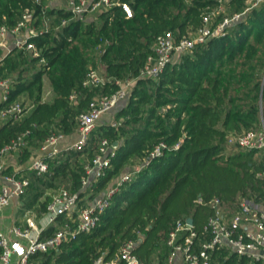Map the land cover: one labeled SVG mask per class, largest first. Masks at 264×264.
<instances>
[{"label":"trees","instance_id":"16d2710c","mask_svg":"<svg viewBox=\"0 0 264 264\" xmlns=\"http://www.w3.org/2000/svg\"><path fill=\"white\" fill-rule=\"evenodd\" d=\"M118 1L130 5V17L119 3L94 17L80 18L64 6L42 10L33 0H0V23L14 26L28 7L34 10L35 25L42 28L28 38L38 55L14 45L0 58V74L17 71L0 107L22 94L31 101L19 118L0 123V147L25 130L30 131L27 140L37 139V146L51 132V125L52 131L71 133L78 126L79 112L97 91H114L116 79H136L127 104L116 110V116L122 117L119 124L99 125L85 146L61 150L47 158L45 172L28 174L20 205L26 211L37 203L40 214L52 196L40 201L44 190L60 180L71 192H78L79 204L85 205L103 193L132 158L140 160L131 177L110 195L92 230L78 231L56 248L34 253L33 264H91L98 255L124 264L116 256L126 240L134 242L132 251L144 264H163L165 238L178 219L191 218L193 227L200 229L213 212L214 197L226 205L241 196L264 201V176L259 175L264 171V152L226 144L229 133L257 127L261 113L264 116V0L220 35L195 42L154 77L138 74L160 33L171 30L177 38L190 36L204 26L206 14H216L210 19L213 26L224 11H216L218 0ZM227 5L231 13L246 7L245 0H228ZM100 45L108 79L100 86H83ZM44 75L54 91L50 101L42 99ZM74 90L78 98L71 103L68 95ZM102 137L119 141L111 167L82 188L84 166L93 160ZM159 142L165 144L161 153L151 155ZM23 147L25 154H31L29 146ZM63 220L59 213L57 224ZM55 229L56 224H49L40 235Z\"/></svg>","mask_w":264,"mask_h":264},{"label":"built area","instance_id":"2783aa9c","mask_svg":"<svg viewBox=\"0 0 264 264\" xmlns=\"http://www.w3.org/2000/svg\"><path fill=\"white\" fill-rule=\"evenodd\" d=\"M33 1L40 3L43 10L52 0ZM227 1L218 0V3L222 5ZM259 1L261 0H257V3ZM62 3V6L71 11L73 17L89 16L114 3L121 5L126 17L132 15L130 5L118 0H62ZM245 11L233 12L230 16H224L213 26L210 25V15L206 14L203 18L204 26L199 28L193 37L177 38L171 30L160 33L154 42V52L147 56L138 75L157 76L167 62L190 49L195 42L220 35L226 27L239 20ZM35 18L34 10L27 7L14 26L8 27L5 23H0V51L7 52L12 47L9 44V38L23 32V38L15 40L14 45L24 48L31 55H38L39 50L36 45L28 39L42 29L35 25ZM66 21L67 19L64 18L61 23L64 24ZM44 24L47 27V21H44ZM105 80L97 68L90 66L82 85L100 86ZM115 82L118 87L114 91L92 98L88 106L79 112L78 135L75 139L66 142L64 147L61 145L67 139V134L64 132L51 131L42 139L38 148L39 153L30 159L29 169L31 171L41 174L48 169L47 158L57 155L61 150L80 149L87 144L102 114L114 110L128 96L127 87L130 80L116 79ZM0 88L2 89L0 100L6 99L9 90L7 80H0ZM77 98L78 91L76 90L68 95L71 103L76 102ZM24 111L22 105L14 100L0 107V117L16 119ZM29 134V130L22 131L0 147V210L12 200L23 196L29 185L27 175L6 171L3 159L9 152L23 148ZM226 144L233 148L263 150L264 116L262 113L260 124L257 127L229 133ZM164 145V142L156 144L151 155L160 154ZM114 148L107 137L99 140L93 160L84 166L85 175L81 180L82 188L89 186L92 178L102 176L111 167ZM131 175V172L122 173L106 186L100 196L85 205L79 204L78 192H71L66 187H60L52 194L51 200L41 212L48 215V222L45 226H38L34 217L29 214L31 210H26L22 224H12L8 235L0 227V264H9L12 254L20 257L18 264H33L31 256L34 253L56 248L63 240L74 237L78 231L92 230L99 221V213L107 206L110 195ZM259 175L264 176V171ZM210 204L213 212L200 229L194 228L187 219H178L173 224L165 238L167 252L163 264H214L213 261L216 264H264V201H255L252 198L241 196L233 204L226 205L218 197H214ZM59 213H63L64 220L57 224ZM49 224H56V229L46 236H41V230ZM32 230L36 231L35 235H31ZM12 234L27 239L26 244L21 239L13 238ZM133 245L134 242L131 240L124 241L118 249L117 259L123 261L124 264H144L132 251ZM229 253L231 255H228ZM91 264H116V260H105L103 255H98Z\"/></svg>","mask_w":264,"mask_h":264},{"label":"rangeland","instance_id":"374dc122","mask_svg":"<svg viewBox=\"0 0 264 264\" xmlns=\"http://www.w3.org/2000/svg\"><path fill=\"white\" fill-rule=\"evenodd\" d=\"M59 1L60 0H52V1L49 2L48 6L49 7L56 6ZM245 3H246V7H245L244 10H249L252 6H256L257 5V0H245ZM219 10L224 11V16H230L232 14L229 11L227 2H224L222 5H218V7L216 8V11H219ZM245 12H247V11H245ZM96 14L97 13L90 14L89 16H86V17L87 18L88 17L90 18V16H93L94 17V16H96ZM208 14L210 15L211 19H216L217 18L216 17V14H213V12H210ZM244 14L245 13H243L242 16H244ZM218 22L219 21H217V23ZM195 35H196V33H193L190 36L193 37ZM22 38H23V32L20 33V34H16L14 36L12 35L9 38V44H11L10 46H12V44H14L15 40L22 39ZM102 51H103L102 45H100L99 47L95 48V50L93 52V55H92L93 61L95 62V66H93L92 64L91 65H92V67L97 68L98 71L107 80L108 77L104 73V65H103L102 61L100 60V55H101ZM7 52L3 53L2 51H0V56L3 57ZM18 62H19V60L17 59V65H20V63H18ZM37 66L38 65H36V67ZM251 70L257 71L256 69H252V68H251ZM16 72L17 71L15 69L12 70V71L8 70V72L6 74H0V80H7L8 84H10L12 82V80L14 79V77L16 75ZM126 80H130L129 85L127 87V89H128V96H127V98L125 99V101L120 102L117 105V107H115V109L112 110L111 112H105V113H103L102 117L98 120L97 125L94 128L95 130H97L98 126L101 125V124H109V123L113 124L114 123L115 125H117L122 120V117H117L116 116V110L118 109V106H123V105H126L127 104L128 99L130 97V93H131L132 87L136 83V79L135 78H124V79H120V81H126ZM261 83L262 84L264 83V69H263V75H262ZM1 93H2V89L0 88V96H1ZM100 94L101 93H99L97 91L95 93V95L93 96V98L94 97L95 98L98 97ZM53 96H54V91L52 89V86H51V84L49 82L48 77L46 75H44L43 76V86H42V99L43 100H46V101H50L53 98ZM15 101L16 102H19L22 105V108L23 109H26V108L28 109L29 106H30V102H31L30 99H27V97L25 96V94L20 95ZM4 120H5V118L0 117V123L3 122ZM52 127L55 128L54 125H51V129L49 131H52L53 130ZM36 140L37 139L27 140L25 146L26 147L29 146L31 148H36L37 145H38V144L36 145V143H35ZM237 149H241L242 150L243 148H237ZM25 151L26 150H24V147H23L20 150H15V151L9 152L6 155V158L9 159L7 162L14 161L16 164H19V163L20 164L21 163L28 164L29 161H30V159H31V157L33 156L34 153L32 155H30V152H29V154H25ZM261 151L264 152V149L261 150ZM31 153H32V151H31ZM21 156H24V157L22 158ZM139 166H140V160L139 159H136V158H132L124 166L122 173H124V172H132L133 170L137 169ZM30 173H31V171L29 170L28 171V174H30ZM116 179L117 178H115V177L113 178L114 181ZM66 185H67V183L64 180H60L58 182V185L57 186L46 188L44 190V194L41 196V198L39 200L42 201L45 198L46 195L53 194L60 187H66ZM19 203H18V205H13V202L11 201L8 205H5L0 210V227L3 229V231L7 235L9 234V229L12 226V224H20L22 222L21 221V218L23 217V214H24L25 210H22L21 205H19ZM39 209L40 208L38 207V205L36 203V204H34V207L30 208L31 211H29V214L34 217L35 222L37 223L38 226H42V225L45 226L47 224V222H48V215L46 213L45 214H42V213L39 214L38 213L40 211ZM35 234H36V231L35 230H32L31 231V235H35ZM12 237L13 238L21 239L22 242L24 244H26L27 239H25L23 237H18L15 234H12ZM228 255H231V254L229 253ZM19 258H20L19 256L15 255V254H12L9 264H18ZM213 263L216 264L215 261H213Z\"/></svg>","mask_w":264,"mask_h":264},{"label":"crops","instance_id":"0c3cea01","mask_svg":"<svg viewBox=\"0 0 264 264\" xmlns=\"http://www.w3.org/2000/svg\"><path fill=\"white\" fill-rule=\"evenodd\" d=\"M60 2V3H59ZM58 3H57V6H62L63 5V3H62V0H60ZM13 38V37H12ZM11 45V44H10ZM14 44H12V46H13ZM108 114V113H107ZM103 115V114H102ZM102 117V116H101ZM77 135H78V129L76 128L73 132H71V133H68L67 134V139H66V141L65 142H63L61 145H62V147H64V145L66 144V142H68L69 140H72V139H75L76 137H77ZM38 148H39V146H37L36 148H31V147H29V150L30 151H32V153L30 154V155H32L33 153V156L34 155H36V154H38L39 153V150H38ZM32 156V157H33ZM22 158L24 157V156H21ZM4 162H5V166H6V168H5V170L6 171H8V172H15V173H19V174H24V175H27L28 176V171L30 170L29 169V163H30V161H29V163L28 164H24V163H19V164H16L14 161H11V162H7L9 159H7L6 158V156H4ZM21 160V159H20ZM12 166V167H11ZM12 169V170H11ZM31 171V170H30ZM114 180L112 179L108 184H107V186L108 185H110L112 182H113ZM102 194V193H101ZM101 194H99V195H97V196H100ZM97 196H94L93 198H91V199H88L87 201H86V203H88V202H92V200L94 199V198H96ZM21 198H16V199H14V200H12V202H13V205H18V203L20 202H22L21 200H20ZM20 203H19V205H20ZM30 210V209H29ZM41 214V213H40ZM24 215V214H23ZM23 218V217H22ZM22 218H21V221H22ZM20 224H22V222L20 223ZM43 226V225H42Z\"/></svg>","mask_w":264,"mask_h":264},{"label":"water","instance_id":"95a60500","mask_svg":"<svg viewBox=\"0 0 264 264\" xmlns=\"http://www.w3.org/2000/svg\"><path fill=\"white\" fill-rule=\"evenodd\" d=\"M118 142H119L118 140H114V141L112 142L113 147H117ZM187 220H188L189 223H192L191 218H187Z\"/></svg>","mask_w":264,"mask_h":264}]
</instances>
